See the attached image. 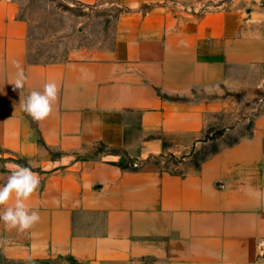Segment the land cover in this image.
Segmentation results:
<instances>
[{
    "label": "crops",
    "instance_id": "0c3cea01",
    "mask_svg": "<svg viewBox=\"0 0 264 264\" xmlns=\"http://www.w3.org/2000/svg\"><path fill=\"white\" fill-rule=\"evenodd\" d=\"M72 2L116 13L109 40L39 62L19 0H0V185L12 165L34 162L40 188L27 203L41 217L25 232L0 222V255L264 264V0ZM48 81L58 100L37 122L20 101ZM249 124L184 173L148 167L186 154L209 127Z\"/></svg>",
    "mask_w": 264,
    "mask_h": 264
},
{
    "label": "rangeland",
    "instance_id": "374dc122",
    "mask_svg": "<svg viewBox=\"0 0 264 264\" xmlns=\"http://www.w3.org/2000/svg\"><path fill=\"white\" fill-rule=\"evenodd\" d=\"M229 1V0H226ZM22 16L30 20V59L39 62L62 61L75 51L95 44L103 37L107 42L113 31L115 12L89 10L72 0H19ZM98 39V40H97ZM264 110V109H263ZM253 114L248 117L252 119ZM251 124V122H250ZM239 132H227L220 126L209 127L204 136L186 154H165L154 158L148 167L184 173L197 166L220 148L248 134L251 126ZM126 160L124 166L136 167ZM0 264H47L45 262L13 263L0 255Z\"/></svg>",
    "mask_w": 264,
    "mask_h": 264
},
{
    "label": "clouds",
    "instance_id": "9594fccd",
    "mask_svg": "<svg viewBox=\"0 0 264 264\" xmlns=\"http://www.w3.org/2000/svg\"><path fill=\"white\" fill-rule=\"evenodd\" d=\"M26 77L21 69L13 82L17 89H23ZM60 88L55 81L45 82L43 91L32 90L20 106L34 121H43L51 116L58 100ZM29 166L15 164L10 167L7 182L0 185V222L7 228L25 232L40 222V214L27 203L40 188V177Z\"/></svg>",
    "mask_w": 264,
    "mask_h": 264
},
{
    "label": "built area",
    "instance_id": "2783aa9c",
    "mask_svg": "<svg viewBox=\"0 0 264 264\" xmlns=\"http://www.w3.org/2000/svg\"><path fill=\"white\" fill-rule=\"evenodd\" d=\"M134 166H137V164H134Z\"/></svg>",
    "mask_w": 264,
    "mask_h": 264
},
{
    "label": "trees",
    "instance_id": "16d2710c",
    "mask_svg": "<svg viewBox=\"0 0 264 264\" xmlns=\"http://www.w3.org/2000/svg\"><path fill=\"white\" fill-rule=\"evenodd\" d=\"M124 168H125V166H124Z\"/></svg>",
    "mask_w": 264,
    "mask_h": 264
}]
</instances>
